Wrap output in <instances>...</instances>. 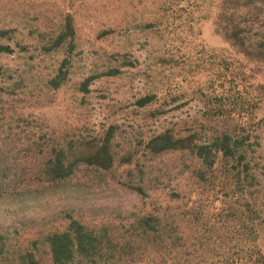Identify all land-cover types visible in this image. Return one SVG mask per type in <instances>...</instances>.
Listing matches in <instances>:
<instances>
[{
	"label": "rangeland",
	"instance_id": "1",
	"mask_svg": "<svg viewBox=\"0 0 264 264\" xmlns=\"http://www.w3.org/2000/svg\"><path fill=\"white\" fill-rule=\"evenodd\" d=\"M159 3L158 0H0V27L17 30L15 39L7 42L16 53L0 54V147L4 153L11 149L18 154L21 167L0 187V237L7 244L4 253H0V264H22L23 256L33 252L36 245L41 247L40 252L35 251L38 261L53 264L43 243L49 234L66 227L70 212L97 227H107L110 220L119 222L117 213L158 214L170 218L168 228L185 230L190 235L196 226L191 224L193 219L183 216L187 209L185 202L191 190L203 188L190 206L197 211L206 207L204 219L210 216V223L216 224L221 218V211L212 206L214 199L208 201L207 184L199 186L196 173L202 168L201 162L190 154L172 153L160 159H145L143 183L135 167L124 166L116 179H109V185L102 188H92L81 173L70 185L58 186L43 173L42 165L50 157L34 154L32 144L40 132L33 125L18 123L21 118L40 119L41 124L44 121L45 132L62 131L74 124L76 128L84 127L80 131L85 136H92L101 133L112 121L122 127L133 144V138L142 135L149 138L173 127L196 132L207 143L219 136L222 127L227 126L221 121L229 117L222 118L215 111L220 94L217 97L212 90L221 87V79L217 78L221 74V60L235 61L239 56L214 33L211 20L203 21L188 44L173 43L174 63L170 65L174 67L161 71L157 50L166 47L168 36L162 37L144 26L147 20L160 21ZM66 12L74 19L75 51L69 85L56 92L48 90L46 84L68 57L66 50L45 56L44 62L31 63L20 49L27 48L30 53L27 57L40 55L42 38L49 39L58 31L59 20ZM242 60L240 57L235 66L245 76L243 83L248 92L254 89L250 88L253 84L264 85V72L259 73L254 64ZM179 61L184 65L176 66ZM113 69L121 73L108 76ZM213 78L218 81L213 82ZM86 80H89L88 93L82 94L79 89ZM156 86L167 90V95L148 109H137L136 102ZM128 105L129 110L125 109ZM155 110L163 114L150 115L147 120ZM132 111L137 112L136 116ZM260 136L264 151V131ZM4 139L10 144L4 145ZM258 162L259 172L264 174V161ZM129 169H134L132 177L128 176ZM218 171L219 183L224 182L220 166ZM131 183L144 184L149 198L143 199L133 192L128 187ZM221 201L227 200L221 195ZM236 225L239 224L231 226ZM217 246L216 243L214 248ZM147 249L140 248L136 254ZM136 259L134 256L131 260ZM79 261L75 264H80ZM96 264L113 263L102 254Z\"/></svg>",
	"mask_w": 264,
	"mask_h": 264
},
{
	"label": "trees",
	"instance_id": "2",
	"mask_svg": "<svg viewBox=\"0 0 264 264\" xmlns=\"http://www.w3.org/2000/svg\"><path fill=\"white\" fill-rule=\"evenodd\" d=\"M158 1L160 21L147 20L144 26L146 30L162 37L168 36L166 47L163 49L160 46L157 50L161 71L174 67V64L170 65L174 63L171 56L174 53L173 43L188 44L192 36H195L199 23L211 20L214 33L243 59L242 62L249 61L257 67L259 73L264 72V0ZM16 34L15 29L0 27V54L16 53L15 48L7 43L13 41ZM43 38V52L40 55L35 53V56L31 54L27 57L30 53L24 47L20 52L26 54V60L34 63L36 60L44 62V57L51 53L66 50L68 57L61 62L55 76L49 78L46 84L48 90L60 92L69 85L73 65L76 30L72 14L64 13L62 20H59L58 31L50 35L49 39ZM238 59H222L219 65L221 74L217 78L221 79V87H215L212 93L220 96L215 103L217 107H214L221 116L227 115L229 120L226 118L221 121L227 126L222 127L221 134L214 136L208 143L201 140L196 132L175 127L158 134L156 132L149 138L144 135L136 139L132 137L135 141L133 144L122 127L112 121H108L101 133L92 136H85L80 131L84 127L76 128L74 124H69L70 127L62 131L48 128L49 131L45 132L44 121L41 124L40 119L30 117L31 120L21 118L18 121L23 125H33L40 132L41 135L32 144L34 154L50 157L42 168L46 178L55 185H70L81 173L92 188H102L109 185V179L115 180L116 174L124 166L135 167L143 183L145 159H160L172 153L190 154L202 165L196 173L201 184L199 186L207 184L208 201L214 199L212 206L221 211V218L217 219L216 224L210 223V216L204 219L206 207L201 206L204 210L197 211L195 206H190L203 188L191 190L183 215L184 218L193 219L191 224L196 226L190 235L185 230L181 232L168 228L171 225L170 218L158 214L130 213L122 216L117 213L116 216L121 219L119 222L110 220L107 227H97L83 216L76 217L70 212L66 227L49 234L43 243L53 264H75L78 259L80 264H96L102 254L113 264H264V174L259 172L258 167V161H264V151L259 142L264 131V85L248 86L254 88L248 92L243 83L245 76L240 75L235 66ZM177 63L176 66L184 65L180 61ZM120 73V70L113 69L107 75L117 76ZM213 79V82L218 81ZM88 85L89 80L82 83L80 93L87 94ZM27 88L31 92L36 91ZM165 94L167 90L156 86L150 94L136 102V108L148 109L162 100ZM130 108L128 105L125 109ZM157 111L149 114L147 120L155 114H163ZM134 113L137 112H131L136 116ZM211 113L213 115L215 112ZM6 139L9 140L8 137ZM6 139L3 140L4 145L10 144ZM19 157L11 149L4 153L0 147V187L17 169L21 170ZM218 166L221 168V178L224 179L221 183L218 180L220 177L216 175L219 172ZM127 172L132 177L134 169ZM232 185H235L234 189ZM128 187L143 199L149 198L144 184L131 183ZM221 195L227 201L222 202ZM175 197L180 199L178 193ZM235 223L239 225L231 226ZM216 243L217 249L214 248ZM6 245L5 239L0 237L1 254ZM145 247L148 249L142 254H136V250ZM126 249L128 253H125ZM36 250L40 252L41 247L36 245L33 252L23 256L22 264H41ZM207 253L213 256L209 254L210 258L206 257L204 254ZM134 256L137 259L131 260Z\"/></svg>",
	"mask_w": 264,
	"mask_h": 264
}]
</instances>
